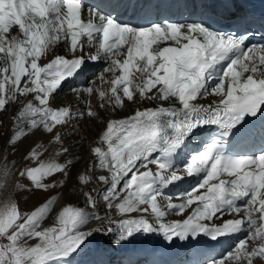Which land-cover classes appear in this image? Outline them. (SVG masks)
Returning <instances> with one entry per match:
<instances>
[{"label": "snow or ice", "instance_id": "snow-or-ice-1", "mask_svg": "<svg viewBox=\"0 0 264 264\" xmlns=\"http://www.w3.org/2000/svg\"><path fill=\"white\" fill-rule=\"evenodd\" d=\"M120 6L107 11L84 0H0V114L11 111L13 121L4 143L14 149L41 134L23 157L36 166L19 170L33 189L62 187L72 175L76 161L60 127L85 116L99 119L93 97L99 109L112 112L133 106L124 118L101 121L91 163L75 173L86 207L95 209L99 201L94 189H84L93 180L104 186L98 195L105 214L62 206L54 224L43 226L56 196L30 213L9 203L0 209V264H68L97 236H113L119 247L140 234L156 235L172 246L241 233L205 264H264V148L258 155H230L224 147L251 136L254 120L264 116V44L251 42L264 14L239 10L243 0H224L225 9L237 11L232 29L219 31L206 21L167 17L124 22ZM61 43L66 51L57 54ZM90 62L98 71L89 79ZM65 84L82 110L52 106ZM207 97L218 99L199 102ZM259 128L264 137V123ZM205 133L207 141L194 143ZM43 136L63 162L41 159L48 150ZM0 160L3 187L14 173L5 156ZM186 178L196 183L173 202L164 190ZM93 219L99 224L82 231Z\"/></svg>", "mask_w": 264, "mask_h": 264}, {"label": "bare ground", "instance_id": "bare-ground-1", "mask_svg": "<svg viewBox=\"0 0 264 264\" xmlns=\"http://www.w3.org/2000/svg\"><path fill=\"white\" fill-rule=\"evenodd\" d=\"M105 5L100 7L101 9L106 8L108 5V0H103ZM209 0H191L192 4L194 6H197L198 4H202L205 2H208ZM187 20L192 21L196 20L191 16V12L187 14ZM61 48L57 47L55 49L56 53L60 52ZM82 84V82H77ZM97 84H99V81H97ZM105 86L109 87L107 84L102 85V87L106 88ZM68 87V86H66ZM65 87V88H66ZM107 89V88H106ZM65 96V100L62 101V97ZM214 99V97H207L202 100L211 102ZM99 100L98 98L93 97L90 100V105L94 111H97L99 113V119L93 120L85 116L81 120H72L69 122V124L64 125L60 127V132L64 134V140H65V145L66 146H71L72 152H73V158L75 159V167L72 170V175L67 179V182L64 186L58 187V191L52 190L49 192V195H47L46 199L51 198L52 196L57 197V203L54 206V211L53 213L50 214V223H46V218L43 222L45 226H51L55 222V216L56 213L61 209L62 206H68L71 205L73 207H80L84 208L86 211H88L90 214L91 213H96L101 216L105 214V211L103 212L100 207L103 208V201L99 199L98 193L102 192L104 189V186L96 183L95 180H93V183L89 185L87 188H85V191H90V190H95L94 195H97L98 199V205L97 208L93 209L91 207H86L85 201L82 197V193L80 192V189L82 186H79L76 181H75V173L77 169H84L87 165L91 163V155L89 152L90 146H94L96 139L98 138V133L100 130L104 127V124L101 123L102 120H106L108 118H113V119H119V118H124L127 115L131 114L133 111V106L129 103L127 105L128 111H125L124 109H117L115 112H112L110 108L108 109H99L98 108ZM52 106L53 107H59V106H64V107H70L73 111H76L77 109H83V105L78 102L72 92H66L62 90L59 94L56 95L55 99L52 101ZM154 105L151 104H141L139 105L140 108L144 107H151ZM12 115V112L10 111L9 113H4L0 114V154L5 156L7 159L12 156L11 155V148L5 145L4 141L9 135L10 128L12 126L13 121L9 118ZM84 119H87V121L84 122ZM78 125V126H77ZM73 129H78L79 133L77 135H72L71 130ZM70 133V135H68ZM41 139V134L37 133L35 136L29 137L28 139L24 140L22 144H20L22 153L25 154V152L33 147L36 146L38 141ZM44 146H48V151H52L49 146V138L47 136L42 137ZM58 147V146H57ZM52 148V147H51ZM56 147L53 149L55 150ZM47 151V152H48ZM56 151V150H55ZM21 152V151H20ZM56 153V152H55ZM53 157H57L56 154H54ZM8 161V160H7ZM45 162L48 161H59L58 157L55 160H44ZM0 163H5V161L0 160ZM10 163V162H9ZM27 163L30 164V162L27 160L24 162V166L27 165ZM15 164V162H14ZM8 166V165H7ZM13 166V165H12ZM29 166V165H28ZM154 167V166H152ZM19 168V165H18ZM22 168V167H21ZM12 170V169H11ZM17 170V168H16ZM16 170H13L14 173ZM19 171V170H18ZM57 181L63 179L59 174L56 176ZM10 180V179H9ZM36 192V191H35ZM40 193V192H39ZM48 194V193H47ZM44 195V193H42ZM45 196V195H44ZM173 197V202H180V200L177 198V195H171ZM33 198V197H32ZM31 198V199H32ZM35 198V197H34ZM33 198V199H34ZM36 201V200H35ZM136 215V214H132ZM176 217H170V219H175ZM49 222V221H48ZM99 224V221L97 220H90V222L82 227V231H88L90 228L96 227ZM114 239L113 236L109 237H103V236H97L94 238L89 239L88 241L85 242L84 245L81 246L80 249L88 248L89 246H94V248L99 244V246L104 243L107 247L111 248L112 250H116L118 247L112 245L111 240ZM86 248V249H87ZM80 249L78 251H80ZM94 250V249H91ZM77 251V252H78ZM97 251V250H96ZM94 251H92L93 253ZM220 255L217 256V258ZM80 264H87V260H82Z\"/></svg>", "mask_w": 264, "mask_h": 264}, {"label": "rangeland", "instance_id": "rangeland-1", "mask_svg": "<svg viewBox=\"0 0 264 264\" xmlns=\"http://www.w3.org/2000/svg\"><path fill=\"white\" fill-rule=\"evenodd\" d=\"M108 88L107 86H105ZM105 88V89H106ZM62 101L65 100V96L62 97ZM87 121V119H84V122ZM72 135H77L79 133L78 129H73L71 130ZM48 148V146H45ZM54 147H50L52 151H46L44 152V155L41 157L42 160H55L57 157H53L55 152L57 151V148L55 150L53 149ZM11 155L7 160L6 163L8 165L9 169H12V172L14 173L13 170H16L14 175L10 176L7 178L6 181L3 182V187H0V209L4 208L7 204L9 203H16L19 207V210L22 213H30L35 207L39 206L40 203L46 200L47 195H49V192H51L53 189L58 191V187L50 189L49 191H41V190H35L31 187L30 182L28 179L20 177L19 176V171L24 167V162L26 161L23 157L24 154L22 153L20 145H18L16 148H11ZM21 151V152H20ZM66 157H58L59 162H63ZM10 162V163H9ZM15 162V164H14ZM28 162V161H27ZM27 163V166L29 167L36 166V161H29ZM13 165V166H12ZM19 165V168H18ZM22 167V168H21ZM10 179V180H9ZM57 180V179H56ZM36 191V192H35ZM60 191V190H59ZM40 192V193H39ZM44 193V195H42ZM48 193V194H47ZM34 199H33V198ZM32 198V199H31ZM36 200V201H35ZM100 209L104 212L105 209L100 207ZM51 217L46 218V223L51 222ZM49 221V222H48ZM44 222V221H43ZM45 223V225H46ZM43 224V226H45ZM78 257H74L73 259L70 257L68 260V264H74L73 261L77 260ZM73 260V261H72Z\"/></svg>", "mask_w": 264, "mask_h": 264}]
</instances>
